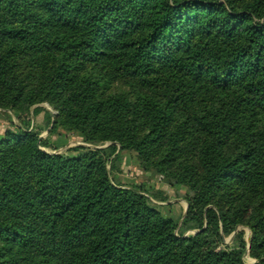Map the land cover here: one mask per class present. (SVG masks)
Instances as JSON below:
<instances>
[{
  "label": "trees",
  "instance_id": "16d2710c",
  "mask_svg": "<svg viewBox=\"0 0 264 264\" xmlns=\"http://www.w3.org/2000/svg\"><path fill=\"white\" fill-rule=\"evenodd\" d=\"M218 1L0 0V107L28 115L33 106L62 98L63 119L71 121L87 142H118L162 174L165 162L169 164L176 182L193 192L185 223L201 230L207 222L196 237L177 238L173 222L151 209L138 190L112 185L105 151L88 150L78 158L48 155L39 133L30 131L32 121L27 117L17 133L7 132L0 140V242L19 247L14 260L1 247L0 264H245L244 241L237 249L216 253L210 250V237H220L221 229L232 233L251 207L253 218L254 210L259 217L264 211L262 148L224 154L222 141H229L237 130L226 117L223 122L199 124L200 131L210 135V143L194 147V156L189 147L174 144L170 161L164 155L151 163L145 147L155 154L165 148L164 112L157 104L149 103L150 115L142 116L122 95L95 101L83 81L54 64V43H41L37 51H46L43 60L31 53L33 46L19 45L29 40L25 32L47 20L72 29L88 27L109 51L130 49L134 62L148 65L158 58L155 52L162 40L168 48L181 50L195 34H222L234 43L209 57L205 69L213 83L226 90L247 89L264 107V23L243 33L239 29L248 15L264 18V0L261 7L243 6L244 14L235 11L234 0H225L234 13ZM96 3L99 14L88 15ZM145 11L150 18L145 19ZM17 25L23 28L16 29ZM142 30L144 37L133 41ZM39 114L36 109L34 116ZM219 192L224 206L205 211ZM261 248L264 242L259 243L255 231L251 250L257 259L264 257Z\"/></svg>",
  "mask_w": 264,
  "mask_h": 264
},
{
  "label": "rangeland",
  "instance_id": "374dc122",
  "mask_svg": "<svg viewBox=\"0 0 264 264\" xmlns=\"http://www.w3.org/2000/svg\"><path fill=\"white\" fill-rule=\"evenodd\" d=\"M218 2L226 5L225 0ZM233 3L235 11L244 14L243 6L261 7L263 0H234ZM98 7L100 3L91 6L87 14L98 15ZM227 9L234 13L229 6ZM40 11L39 13L43 14L42 9ZM147 18H150L148 12L145 14V19ZM44 21L35 25L36 28L31 32H25L24 36L29 40L21 41L19 44L21 47H24L25 43L27 46H33L31 53L37 59L43 60L47 58L46 51H37L41 43H54L51 47L56 61L54 64L63 65L69 71L68 76L83 81L86 93H91L95 101H105L110 97L122 95L136 105L142 116L150 115V112H146L149 103L157 104L164 112L165 148L159 154H155L150 147H145L151 163H157L164 155L165 161H170L168 155L174 144L180 148L189 147L193 152L190 155L194 156V147L201 149L210 143V135L201 132L199 124L223 122L226 117L229 125L237 127V132L235 130L231 132L229 141H226L228 135H223L226 138L221 143V151L224 154L239 155L249 150V147L257 146L264 151V107L261 102L258 104V98L248 94L247 89L237 86L228 90L220 88L213 83L205 69L209 57L215 54L218 48L227 49L234 43L233 38L217 33L211 36L195 34L191 36L188 44L182 45L181 50L175 47L168 48L166 41L162 40L157 44L158 52H155L158 58L149 60V64L145 65L143 62L132 60L130 49L109 51L91 36L88 27L72 29L70 25L64 23ZM245 22L244 26L239 27L242 33L244 30L248 31L250 26L263 24L264 18L248 15ZM20 27L23 28L21 25L15 28ZM144 35L145 31H139L133 35L132 40L142 39ZM57 45L60 50L56 49ZM244 71L245 66H242L241 72ZM61 99L52 98L37 104L28 115L0 107V140L7 132L17 133L23 121L30 117L32 121L30 131L39 133L40 142L43 141L45 145L42 150L48 155L78 158L88 150L105 151L106 169L112 185L120 189L138 190L146 198L151 209L173 222L177 238L191 239L205 231L206 221L201 230L195 228L193 224L185 223L193 192L188 186L176 182L173 178L176 177V173L169 164L165 162V174H162L157 168L143 164L137 151L123 149L118 142H87L85 137L75 130L71 121L63 119ZM36 109L40 111L38 116H34ZM252 141L254 142L251 145ZM114 146L116 151L112 150ZM262 164L264 165V162ZM236 185L231 187L236 188ZM220 195L219 192L212 201L214 205H209L205 211L217 209L216 205L224 206L226 201L222 200ZM252 205L256 207V202L253 201ZM251 211L253 207L247 214L244 212L241 224L232 233L226 235L221 229L220 237H210V250L219 253L237 249L241 246L242 240L246 244L242 257L245 264H258L264 261V257L255 258L251 250L255 231L259 243L264 242V211L259 217L254 210L255 218ZM1 247L6 250L8 259L18 258L19 247L16 245H5L0 242ZM259 251L264 256V249L261 248Z\"/></svg>",
  "mask_w": 264,
  "mask_h": 264
},
{
  "label": "water",
  "instance_id": "95a60500",
  "mask_svg": "<svg viewBox=\"0 0 264 264\" xmlns=\"http://www.w3.org/2000/svg\"><path fill=\"white\" fill-rule=\"evenodd\" d=\"M187 214V213H186Z\"/></svg>",
  "mask_w": 264,
  "mask_h": 264
}]
</instances>
